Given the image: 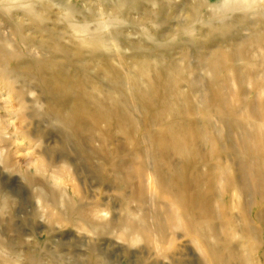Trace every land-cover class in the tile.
I'll use <instances>...</instances> for the list:
<instances>
[{
	"label": "rangeland",
	"instance_id": "rangeland-1",
	"mask_svg": "<svg viewBox=\"0 0 264 264\" xmlns=\"http://www.w3.org/2000/svg\"><path fill=\"white\" fill-rule=\"evenodd\" d=\"M65 1L79 8V12L71 16L68 22L63 10L58 9V3L50 6L47 0L39 2L36 0L39 17L43 18L39 25H33L27 17H24L21 8H14L10 15L0 14L1 68L10 70L17 66L21 67L17 70L14 82L9 77L8 80L0 77V131H6L0 133V147L1 137H4L9 156L15 164V167L7 168L0 162V184L6 191L16 193L15 196L20 203L11 232L4 231L6 222L0 219L3 223H0L1 235L20 252L26 254L41 252L48 260H55L61 264H80L92 255L96 258L97 264H214L207 258L205 251L199 248V244L193 242L183 230L156 228V234L161 240H163L162 236L167 240L165 243L161 242L163 254L158 255L160 245L155 243L152 236L149 244L141 242L128 245L119 241L114 235L98 237L92 234L89 225L76 221L75 216L67 221L60 218L62 225L56 224L50 229L48 213L53 210L50 207L53 200L49 201L50 204L42 202L46 207L45 210L49 209L41 212L42 218L33 217V211L40 206L35 199V187L30 188L27 185L29 178L42 183L50 196L56 195L55 192L68 195L78 204L76 208H82V205H100L109 210L107 219L112 220L113 223L119 221L122 215L124 217L125 209L130 208L134 216L146 217L153 231H155L156 209L165 211L169 199L155 185L154 172L148 159L133 156V151L128 150L129 147L126 148L129 152H125L126 154L120 157L128 168L133 169L134 181L125 185L122 182L120 184L114 182L115 172L104 168L105 161L108 163L113 161L110 154L103 156L102 159L98 156L87 158L80 150L67 146L63 132H60L61 129L46 116L49 101L38 83L36 72L28 75L26 71L29 69V62L50 57L49 52L42 49L43 44L49 39V33L60 39L67 49L71 45L69 34L72 33L68 26H88L91 30L100 29V34L109 42L111 48L104 52L102 50L104 56L102 57L115 58V52L119 50L122 63L132 73L139 72L138 70L143 67L142 64L148 63L143 61L146 53L140 51L139 54L134 50L137 44L152 50L168 44L172 45L173 59L183 67H189L188 74H191L192 69L197 66L200 55L208 58L210 53L223 48L219 40L215 43L206 42L211 36L210 32L220 37V26L223 24L232 27L233 35H239L234 43L236 45L257 31H261L264 37V0H139L138 8L127 11L123 22L110 21V23H108L109 7L105 8V13L102 15L99 3L105 1L111 4L113 0ZM158 4L162 5V9L159 13H155ZM90 10L95 13L93 17L92 14L90 15ZM99 16L103 17L102 20ZM105 23L110 26L107 30L103 27ZM18 24H22L25 28L21 33L14 29ZM37 26H45V32ZM109 30L110 32H107ZM112 32L115 33L109 35ZM190 40L198 41L200 45L196 48L192 46ZM185 54L188 55L189 62L183 60ZM248 59L252 65L250 71L255 70V74L243 70L240 74L241 87L233 77L229 79V87H220L227 104L229 106L235 104L237 114L242 117L248 114L250 107L252 113L264 114V92L254 94L255 83L260 80L264 82V48L260 50L254 44L250 45ZM113 62L116 63L112 61V65ZM75 68L72 67L71 71ZM92 72L96 73L97 70ZM198 73L202 79L197 83V89L201 90L198 93L207 94L213 74L202 66ZM185 78L193 80L190 75H185ZM185 86L183 89L187 90ZM204 103L209 105L208 99L202 101L201 105ZM134 114L136 119L140 120V114L135 108ZM226 131L228 130H224ZM222 135L218 144L211 146L208 142H203L198 148L200 153L204 154L205 161L213 166L223 162L220 158L221 151L229 153L234 150L231 148V138L227 136L228 134L222 133ZM207 136L211 141V137ZM114 139L123 141L121 135L117 134L114 135ZM94 146L97 148L99 143L96 141ZM242 153L244 151L241 150L234 153L236 154L235 169L240 178L243 174L240 162ZM261 154L262 152L256 148L250 152L251 157L255 156V161ZM114 161L121 160L118 158ZM37 166L47 170L46 177L35 169ZM52 167L59 173H53ZM203 169L206 171L205 167ZM105 172L109 176L107 180L104 179ZM126 175L129 176V173L126 172L124 176ZM212 176L210 174L204 179V190L211 198V217L215 220L217 239L230 242L232 251L230 264H264V172L255 165L252 166L250 174L241 185L243 194L238 201L239 206L235 205L232 192H228L226 197L222 196L227 193L222 189L221 192L216 189L209 194L208 177ZM55 179L58 181H54ZM57 182L61 183H59L60 188L56 187L58 184H54ZM57 198L59 200V197ZM242 210L245 214H242ZM243 215H246L248 224L255 232L260 228V245L253 252L249 247L250 240L244 237ZM159 219L160 222L163 218L159 217ZM112 232L116 230L112 228L107 233ZM209 241L213 244L216 240L211 237Z\"/></svg>",
	"mask_w": 264,
	"mask_h": 264
},
{
	"label": "bare ground",
	"instance_id": "bare-ground-1",
	"mask_svg": "<svg viewBox=\"0 0 264 264\" xmlns=\"http://www.w3.org/2000/svg\"><path fill=\"white\" fill-rule=\"evenodd\" d=\"M47 1L50 6L58 3V9L63 10L67 22L71 20V16L79 12L77 6L65 0ZM138 4L139 0H113L111 4L105 1L100 2L99 7H101L102 15L105 13V8L109 7L108 23H110V21L123 22L127 11L138 8ZM14 8H21L25 14L24 17H27L33 25H39L43 21V18L39 17L36 0H0V14L10 15ZM161 9L162 5L158 4L155 13H159ZM89 12L92 17L95 15L93 10ZM108 23L103 26L105 30L110 28ZM37 27L45 32V26ZM68 27L72 31L71 34L68 33L70 48L66 49L60 39L49 33V39L43 44L42 49L47 50L50 57L29 62V69L27 67L28 71H26L28 75L36 72L38 83L48 97L46 116L61 129L59 130L63 132V139L67 146L75 147L87 158L98 156L102 159L103 156L110 154L113 161L111 163L105 161L104 168L115 172L116 177L113 179L118 184L122 182L129 185L134 181L133 169L128 168L120 157L125 152H129L126 148L129 147L128 150L133 151V156L148 159L154 172V183L169 199V204L165 211L159 208L156 209V216L153 214L156 220L155 231H153L147 218L134 216L130 208L125 209L124 217L122 215L119 221L113 223L112 220L107 219L109 210L100 205H82V208H76L78 204L68 195L55 192L56 195L51 194V197L42 183L32 178L28 180L24 176L28 180L27 185L30 188L35 187V199L40 206L33 211V217L42 218L41 212L49 211V209L45 210L44 204H50L49 201L53 200L50 206L53 210L48 213L50 229H53L56 224L62 225L60 218L67 221L75 216L76 221L89 225L92 234L98 237L114 235L119 241L128 245L141 242L149 244L152 240L151 236L154 237L156 244L165 243L166 239L162 236L163 240H161V237L156 234L158 227L164 230H183L193 242L199 244V248L205 251L211 262L230 264L231 245L229 241L223 242L217 239L215 220L211 217V198L204 190V179L212 174V177H208L209 194L216 189L221 192L220 189H222L226 190L227 193L222 195L226 197L232 192L234 193L233 201L239 206L238 201L243 194L241 185L250 174L252 166L255 165L264 172V118L261 117L264 114L252 113L250 107L248 114L242 117L237 114L235 104L233 106L227 104L220 89V87H229L228 82L232 77L240 87L242 86L241 72L250 71L252 68L248 59L250 45L254 44L260 50L264 48L262 32L252 33L250 37L236 45L234 43L239 35H233L232 27L223 24L220 26V37L210 32L211 36L206 41L215 43L219 40L223 48L210 53L208 58L200 55L197 66L192 69L191 74H188L189 67L185 68L173 59L172 45L163 44L161 48L156 47V50L154 48L152 50L137 44L134 50L139 54L140 51L146 53L143 61L148 63H143V67L140 65L141 70H138L137 65L136 70L139 72L132 73L122 63L119 50L115 52V58H103L101 51L104 52L111 47L106 37L100 34V29L91 30L88 26ZM14 29L21 33L25 28L22 24H18L14 26ZM41 29H39L40 33H42ZM190 41L196 48L200 45L198 41ZM58 59L64 61H57ZM183 60L189 62L187 54L184 55ZM112 61H116V63L113 62L115 66L111 64ZM1 65L0 59V77L7 80L9 77L14 82L17 70L21 67L6 70L1 68ZM201 66L206 67L213 74L207 94H199L201 90L197 89V83L202 81L198 75ZM72 67H76L75 70L71 71ZM93 70L97 72L93 73ZM250 72L255 74V70ZM185 75H190L193 80L186 79ZM184 85L187 86V90L183 89ZM255 87L254 94L264 92L262 80L257 81ZM206 99L209 105L205 103L201 105V102ZM134 108L140 114V120L136 119ZM217 125H219L218 128ZM224 130L228 131L224 132ZM4 132L6 131H0V133ZM222 133L228 134L227 136L231 138V148L234 150L229 153L221 151L220 158L223 162L213 166L205 161L204 154L200 153L198 148L203 142H208L211 146L218 144L223 136ZM115 134L121 135L123 141L114 139ZM207 135L211 137V141ZM1 139L0 162L7 168L15 167L9 156L7 141L5 142L4 137ZM96 141L99 143L97 148L94 146ZM253 148L262 152L256 161L255 156H250ZM238 150L244 151L240 155L242 178L237 175L235 169L236 154L234 153ZM118 158L121 161L115 162L114 160ZM35 169L46 177L47 170L41 166ZM52 169L53 173H59L54 167ZM126 172L129 173L127 177L124 176ZM104 179H109L106 172ZM59 183L54 184H58L56 187L60 188L61 183ZM15 194L6 191L0 184V219L6 222L3 228L6 232L12 231L13 221L20 205ZM242 214H245V211L242 210ZM159 217L163 218L160 222ZM243 217L244 237L250 240L249 247L253 252L260 245V228L255 232L248 224L246 215ZM2 222L0 221L1 224ZM112 228L116 232L107 233ZM211 237L216 240L213 244L209 241ZM159 248L157 254H163L161 245ZM95 260L96 258L92 255L80 264H97ZM0 264L61 263L48 260L41 252L34 254L20 252L0 233Z\"/></svg>",
	"mask_w": 264,
	"mask_h": 264
}]
</instances>
